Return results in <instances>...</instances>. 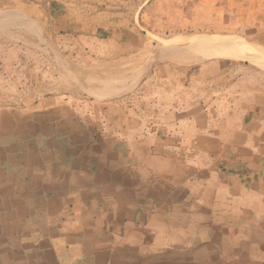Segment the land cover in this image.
<instances>
[{
    "label": "crops",
    "instance_id": "obj_1",
    "mask_svg": "<svg viewBox=\"0 0 264 264\" xmlns=\"http://www.w3.org/2000/svg\"><path fill=\"white\" fill-rule=\"evenodd\" d=\"M93 7L0 0V264H264V68H141Z\"/></svg>",
    "mask_w": 264,
    "mask_h": 264
},
{
    "label": "rangeland",
    "instance_id": "obj_2",
    "mask_svg": "<svg viewBox=\"0 0 264 264\" xmlns=\"http://www.w3.org/2000/svg\"><path fill=\"white\" fill-rule=\"evenodd\" d=\"M92 3L94 25H98L105 35H121L125 38L139 36L141 68L150 67V54L152 58L157 55L158 63H189L194 60L202 63L230 58L247 59L264 68V0H92ZM98 12L100 18L95 19ZM7 16L2 14L0 20ZM45 35L48 36L47 33ZM227 37L231 39L230 49H219L217 42ZM56 52L54 45H45L46 56ZM60 52V64L68 70L63 55L65 52ZM182 58L185 60L182 61ZM101 62L92 71L86 69V73L74 69L76 76L73 78L79 84L85 83L83 79L87 74L92 78L88 83L97 87L128 84L127 78L117 80L116 76L107 74L117 68H132V64L118 65V60ZM84 95L87 98H101L103 94L88 89ZM31 155V158L40 157ZM24 164L26 162L18 163L16 167ZM17 170H14V177L21 175V172L15 174Z\"/></svg>",
    "mask_w": 264,
    "mask_h": 264
},
{
    "label": "bare ground",
    "instance_id": "obj_3",
    "mask_svg": "<svg viewBox=\"0 0 264 264\" xmlns=\"http://www.w3.org/2000/svg\"><path fill=\"white\" fill-rule=\"evenodd\" d=\"M216 40H214V42H215ZM230 41H231V39H229V37H227V38H221L218 42H217V44H216V46L219 48V49H221V48H229L230 49V45H229V43H230ZM203 42V41H202ZM209 47V46H208ZM214 50V49H213ZM223 50H225V49H223ZM211 51H212V49H211ZM214 51H216V49L214 50ZM220 52V51H219ZM222 53V52H221ZM210 54V53H209ZM208 55V54H207Z\"/></svg>",
    "mask_w": 264,
    "mask_h": 264
}]
</instances>
